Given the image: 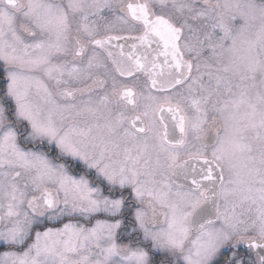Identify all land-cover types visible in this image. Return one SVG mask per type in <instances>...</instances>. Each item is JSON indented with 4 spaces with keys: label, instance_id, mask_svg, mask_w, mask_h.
Here are the masks:
<instances>
[{
    "label": "snow or ice",
    "instance_id": "obj_1",
    "mask_svg": "<svg viewBox=\"0 0 264 264\" xmlns=\"http://www.w3.org/2000/svg\"><path fill=\"white\" fill-rule=\"evenodd\" d=\"M0 264H264V0H0Z\"/></svg>",
    "mask_w": 264,
    "mask_h": 264
}]
</instances>
